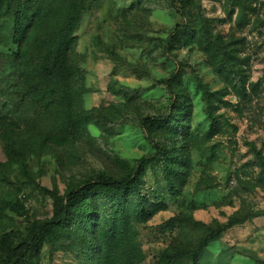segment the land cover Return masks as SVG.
<instances>
[{"label":"rangeland","instance_id":"rangeland-1","mask_svg":"<svg viewBox=\"0 0 264 264\" xmlns=\"http://www.w3.org/2000/svg\"><path fill=\"white\" fill-rule=\"evenodd\" d=\"M49 1L47 24L85 7L65 109L25 97L8 58L18 7L0 10V237L24 242L98 173L138 187L77 200L15 264H195L198 249L199 264H264V0L32 2Z\"/></svg>","mask_w":264,"mask_h":264},{"label":"trees","instance_id":"trees-1","mask_svg":"<svg viewBox=\"0 0 264 264\" xmlns=\"http://www.w3.org/2000/svg\"><path fill=\"white\" fill-rule=\"evenodd\" d=\"M33 0H0V10L5 4L11 2L17 4L15 13L13 37L18 44V50L8 57L11 69L19 72L25 97H35L43 93L44 106H59L64 109L73 101L72 81L78 73L75 65L69 62V48L75 39L76 25L81 13L85 9L80 3H72L65 8L63 17L57 22L47 24V20L55 14L52 2H48L42 10L39 3ZM191 0H178L180 5H186ZM31 4V5H30ZM183 17L186 16L183 8H180ZM38 24L37 19L43 20ZM185 26L178 25L173 36H181ZM173 92L171 79L162 80ZM87 91V90H86ZM158 118L147 116L143 121L146 131ZM157 154L163 151V146L155 142ZM138 178L135 173L116 178L105 173H98L85 180L83 184L73 189L67 198L58 199L55 203V216L42 224H36L30 236L22 243L14 245L10 233H4L0 237V264H15L27 254L33 252L40 239L41 232L49 227L61 229L66 227L72 215L73 207L77 200L84 198L93 192L100 195L119 198L122 194L137 190ZM138 194L140 192L138 191ZM17 210L19 206H15ZM232 224H228L227 227ZM208 240H205L204 247ZM202 249L193 254L195 264H199Z\"/></svg>","mask_w":264,"mask_h":264}]
</instances>
